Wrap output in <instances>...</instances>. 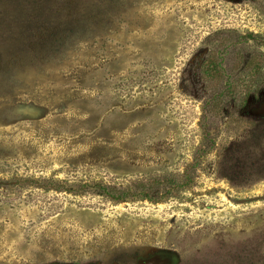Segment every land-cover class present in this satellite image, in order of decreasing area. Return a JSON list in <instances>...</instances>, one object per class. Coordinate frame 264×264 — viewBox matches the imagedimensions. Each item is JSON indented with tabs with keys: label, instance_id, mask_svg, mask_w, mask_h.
Here are the masks:
<instances>
[{
	"label": "rangeland",
	"instance_id": "1",
	"mask_svg": "<svg viewBox=\"0 0 264 264\" xmlns=\"http://www.w3.org/2000/svg\"><path fill=\"white\" fill-rule=\"evenodd\" d=\"M0 264H264V0H0Z\"/></svg>",
	"mask_w": 264,
	"mask_h": 264
},
{
	"label": "trees",
	"instance_id": "2",
	"mask_svg": "<svg viewBox=\"0 0 264 264\" xmlns=\"http://www.w3.org/2000/svg\"><path fill=\"white\" fill-rule=\"evenodd\" d=\"M207 76L211 78H215L220 75V69L217 65H211V67L206 71Z\"/></svg>",
	"mask_w": 264,
	"mask_h": 264
},
{
	"label": "water",
	"instance_id": "3",
	"mask_svg": "<svg viewBox=\"0 0 264 264\" xmlns=\"http://www.w3.org/2000/svg\"><path fill=\"white\" fill-rule=\"evenodd\" d=\"M245 200H246V199H244V200H238L237 202H238V203H244V202H246Z\"/></svg>",
	"mask_w": 264,
	"mask_h": 264
}]
</instances>
